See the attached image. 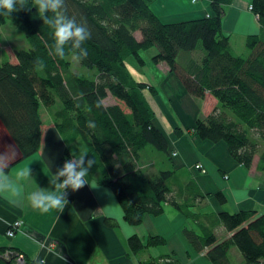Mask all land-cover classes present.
Wrapping results in <instances>:
<instances>
[{"label":"trees","instance_id":"16d2710c","mask_svg":"<svg viewBox=\"0 0 264 264\" xmlns=\"http://www.w3.org/2000/svg\"><path fill=\"white\" fill-rule=\"evenodd\" d=\"M154 1L66 0V14L86 22L91 32L83 45L87 58L77 61L90 75L73 71L68 46L63 58L49 54L53 29L43 24L32 0H27V10L10 15L0 10V25L10 21L28 43L27 49L15 50V62L0 60V123L19 151L16 162L39 151L44 110L72 145L64 160L85 152L95 158L88 177L99 173L100 186L110 191L126 225L137 227L145 216L160 217L169 206L197 226L185 228L184 236L211 264H235L233 248L242 264H264V214L202 212L209 196L186 167L175 168L167 135L157 126L145 96H155V88L134 79L126 65L133 59L143 67L141 53L154 51L151 63L165 64L187 95L203 104L207 97L215 102L205 116L195 119L193 134L200 141L224 143L229 156L246 168L258 155L264 173V0L251 1L263 32L246 38L243 55L233 52L222 32L225 7L232 0H205L209 14L174 23L159 19L151 9ZM37 59L43 61L42 68ZM109 97L113 102L105 105ZM90 121L94 127H89ZM182 133L180 127L174 130L177 137ZM145 162H152L155 170L146 171ZM214 195L225 202L221 193ZM104 223L117 226L112 218ZM219 229L224 236H217ZM127 243L138 253L163 246L166 240L150 235L142 242L132 234ZM9 253L12 259H7ZM19 256L22 264H36L17 249L0 248V264H20ZM139 264L179 262L161 255Z\"/></svg>","mask_w":264,"mask_h":264},{"label":"crops","instance_id":"0c3cea01","mask_svg":"<svg viewBox=\"0 0 264 264\" xmlns=\"http://www.w3.org/2000/svg\"><path fill=\"white\" fill-rule=\"evenodd\" d=\"M251 1L232 0L225 7L222 32L229 37L236 55L246 54L248 36L263 32L251 12ZM151 9L161 20H166L165 23L198 19L210 13L205 0H156ZM175 85L178 88L172 98L158 101V112L171 127L169 133L164 131L163 121L155 111L157 126L166 133L170 143L175 168L189 170L199 189L209 196L205 205L210 206L212 212L264 214V173L258 168L259 156L256 155L252 166L246 168L229 156L224 143L200 141L194 134H187L183 127H192L197 117L209 112L207 105L212 103L211 110L215 102L207 97L202 108L198 100L186 94L178 81ZM183 101L189 104L185 106ZM178 127L183 132L179 137L174 134ZM71 148L49 117L42 125L39 151L16 162L19 151L0 123V156L7 158L11 165L8 174L14 176L18 169L29 166L36 183L21 184L23 199L11 201L0 196V248L17 249L35 263L43 259L45 264H139L149 257L161 255H172L179 264H211L193 250L184 236L185 228L196 229L197 226L187 223L184 216L169 206L160 217L145 216L142 224L129 228L123 223L122 213L112 194L100 186L98 174L87 177L89 183H98V187L85 185L78 191H71V199L67 196L68 205L62 213L55 210L43 213L32 208L28 194L37 186L51 188L49 178L67 160L64 159ZM196 165L202 166L204 171L197 170ZM216 193H221L225 199L222 208L214 199ZM106 218H114L117 226H107L104 223ZM15 221H21L22 227L13 237H8L7 230ZM222 231H218L221 236ZM132 234L142 242L150 235H159L166 244L134 253L127 243ZM230 257L235 264L243 263L235 248L231 249Z\"/></svg>","mask_w":264,"mask_h":264},{"label":"clouds","instance_id":"9594fccd","mask_svg":"<svg viewBox=\"0 0 264 264\" xmlns=\"http://www.w3.org/2000/svg\"><path fill=\"white\" fill-rule=\"evenodd\" d=\"M31 7L36 8L43 24L53 29L50 55L63 58L66 55L65 48L68 46L73 60L82 61L87 58V49L83 45L91 38V32L86 22H78L74 16L66 14V0H32ZM21 9H30L27 0H0V10L6 14L10 15ZM49 13L52 15L49 16ZM35 63L38 67H43L42 60L37 59ZM89 127H94V123L90 121ZM95 164V158L89 157L86 152L67 159L49 178L51 188L37 186L36 190L28 194V202L32 208L43 213L52 210L62 213L68 205V190L75 192L85 185L98 187V183H89L87 180ZM8 167L7 158L0 156V196L11 201L23 199L20 186L22 183H35L32 170L26 166L18 169L14 176H10L7 172ZM36 264H45V261L39 259L36 260Z\"/></svg>","mask_w":264,"mask_h":264},{"label":"rangeland","instance_id":"374dc122","mask_svg":"<svg viewBox=\"0 0 264 264\" xmlns=\"http://www.w3.org/2000/svg\"><path fill=\"white\" fill-rule=\"evenodd\" d=\"M161 21L164 22L166 20H161ZM0 35H1L0 60H6L7 59L11 63L15 62V60H14L15 50L28 48V43H27L23 33L21 31H19L18 29H16L10 21H7L4 25H0ZM136 37L138 38L139 35L136 34ZM153 53H154V51H152V50H150L148 52L143 51L141 53V57L145 61V65L143 67H140L139 65H137L136 61H134L133 59H128L126 61V65H127L128 69H129V71L132 74L134 79H136L138 81L146 82L155 88V90H156L155 96L151 95L149 92H146L145 96H146L147 100L149 101V103H151V105L153 106L154 110L158 113L159 117H161L163 124L165 126L164 131L166 133H169L171 131V127L169 125L168 120L163 118L161 113L158 112L159 111L158 110V106H159L158 101H160L162 98H164V99L172 98L175 88H178L175 85L178 80L173 74H171L169 72V69L165 64L161 63L159 65H154L153 63H151V57H152ZM68 60L70 61L71 68L73 69L74 72H76L78 74L90 75V72L88 73L87 71L80 68V66L78 65V62L73 60L72 56H70L68 58ZM163 92H164V94H163ZM161 93L163 95H161ZM112 102H113V99L111 97H109L107 100L104 101V104L106 105V104H110ZM198 103L203 108V103H201L199 100H198ZM183 104L185 106H187L189 103L183 101ZM211 104L212 103H209L207 105V108H208L207 111L208 110L210 111V108L212 106ZM202 111H203V109H202ZM205 114H203V115L205 116ZM41 115H42L43 122L47 121L48 118L50 117L44 110H42ZM199 117H202V116H199ZM191 126L192 127H190V128H189V126L183 127V130L186 131L187 134H191V133L193 134V130H192L193 125H191ZM186 132H184V133H186ZM143 166H144L146 171L152 172L155 170V165L152 162H145ZM97 174H98L97 175L98 179L100 180V175H99V173H97ZM214 199L219 204L218 207H220V208L224 207V203L221 204L218 201V199L216 198V195H214ZM206 202H207V200L204 203V206L202 208V212L211 213L212 209L210 206L205 205ZM165 209H166V206L164 208V211H165ZM153 218H158V217H153ZM122 221H123V219H122ZM187 223L190 224L191 221L187 220ZM130 227H132V226H129V228ZM224 232L222 233L223 236L225 234ZM217 236L222 237L220 232H217Z\"/></svg>","mask_w":264,"mask_h":264},{"label":"built area","instance_id":"2783aa9c","mask_svg":"<svg viewBox=\"0 0 264 264\" xmlns=\"http://www.w3.org/2000/svg\"><path fill=\"white\" fill-rule=\"evenodd\" d=\"M192 1L195 2L196 0H192ZM195 168L196 169H202V166L196 165ZM9 227L10 228L7 230V236L13 237L16 234V232H18L20 230V228L22 227V222L21 221H15ZM18 262L20 264L23 263L22 256L18 257Z\"/></svg>","mask_w":264,"mask_h":264},{"label":"water","instance_id":"95a60500","mask_svg":"<svg viewBox=\"0 0 264 264\" xmlns=\"http://www.w3.org/2000/svg\"><path fill=\"white\" fill-rule=\"evenodd\" d=\"M12 258H13V254L9 253V254L7 255V259H12Z\"/></svg>","mask_w":264,"mask_h":264}]
</instances>
